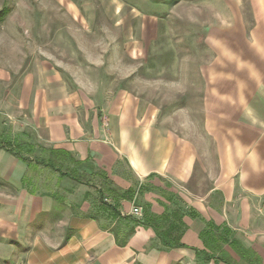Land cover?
Here are the masks:
<instances>
[{
  "label": "crops",
  "instance_id": "1",
  "mask_svg": "<svg viewBox=\"0 0 264 264\" xmlns=\"http://www.w3.org/2000/svg\"><path fill=\"white\" fill-rule=\"evenodd\" d=\"M252 36L259 60L208 69L202 123L53 69L23 83L29 115L0 131L1 264H264V23ZM14 129L36 133L33 164Z\"/></svg>",
  "mask_w": 264,
  "mask_h": 264
},
{
  "label": "rangeland",
  "instance_id": "2",
  "mask_svg": "<svg viewBox=\"0 0 264 264\" xmlns=\"http://www.w3.org/2000/svg\"><path fill=\"white\" fill-rule=\"evenodd\" d=\"M263 23L264 0H0V131L29 115L17 99L46 69L91 98L127 92L202 123L208 69L259 60ZM35 134L14 129L21 157H33Z\"/></svg>",
  "mask_w": 264,
  "mask_h": 264
},
{
  "label": "built area",
  "instance_id": "3",
  "mask_svg": "<svg viewBox=\"0 0 264 264\" xmlns=\"http://www.w3.org/2000/svg\"><path fill=\"white\" fill-rule=\"evenodd\" d=\"M132 215L134 216H139L141 215V211H140V208L136 207V206H133L132 209H131V212H130Z\"/></svg>",
  "mask_w": 264,
  "mask_h": 264
},
{
  "label": "trees",
  "instance_id": "4",
  "mask_svg": "<svg viewBox=\"0 0 264 264\" xmlns=\"http://www.w3.org/2000/svg\"><path fill=\"white\" fill-rule=\"evenodd\" d=\"M0 148H8V146L3 141H1V139H0Z\"/></svg>",
  "mask_w": 264,
  "mask_h": 264
}]
</instances>
